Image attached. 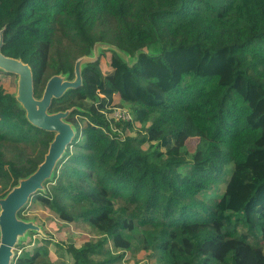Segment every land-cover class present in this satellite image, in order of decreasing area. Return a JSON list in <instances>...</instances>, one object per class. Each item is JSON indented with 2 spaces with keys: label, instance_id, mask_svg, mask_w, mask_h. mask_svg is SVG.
Returning a JSON list of instances; mask_svg holds the SVG:
<instances>
[{
  "label": "trees",
  "instance_id": "obj_1",
  "mask_svg": "<svg viewBox=\"0 0 264 264\" xmlns=\"http://www.w3.org/2000/svg\"><path fill=\"white\" fill-rule=\"evenodd\" d=\"M0 35L2 53L32 68L37 98L97 45L110 68L85 63L82 85L53 100L76 135L18 213L35 221L23 212L40 204L88 232L55 242L59 263L52 236L28 247L30 232L12 264H120L127 252L264 264V0H0ZM53 138L0 85V198Z\"/></svg>",
  "mask_w": 264,
  "mask_h": 264
},
{
  "label": "water",
  "instance_id": "obj_2",
  "mask_svg": "<svg viewBox=\"0 0 264 264\" xmlns=\"http://www.w3.org/2000/svg\"><path fill=\"white\" fill-rule=\"evenodd\" d=\"M2 46L3 36L0 35V69L17 75L18 89L15 97L26 111L27 119L34 126L54 133L43 162L31 175L21 179L5 197L0 198V264H12L20 241L26 239L30 232L42 233V228L35 221H24L18 217V213L38 191L44 190L45 182L52 179L76 135L73 125L66 121L72 110L50 113L49 109L54 99H60L69 89L82 85L83 65L96 61L100 52L97 45L92 56H85L76 61L74 79L68 80L62 74L52 76L47 81L41 98H37L30 65L4 55Z\"/></svg>",
  "mask_w": 264,
  "mask_h": 264
},
{
  "label": "rangeland",
  "instance_id": "obj_3",
  "mask_svg": "<svg viewBox=\"0 0 264 264\" xmlns=\"http://www.w3.org/2000/svg\"><path fill=\"white\" fill-rule=\"evenodd\" d=\"M105 49V47H103ZM101 56L98 57L100 59ZM96 59V61H98ZM101 70L104 72V74L108 73L110 68L107 64V57L101 58L99 61ZM0 85H3L8 91L16 94L17 89H18V77L17 75H9V74H4L0 72ZM117 103V99H116ZM76 120H79V116H75ZM75 132L76 129L74 128ZM132 136H136V134H132ZM188 149L190 152H194V143L191 142L188 145ZM9 153V152H6ZM9 158H12L13 154H8L7 155ZM23 214L27 217L34 218L35 217V222L42 228L41 232H37L36 234H32L30 237V240L27 241L24 245H28V247H31L33 243L37 242H43L44 237H49L52 236L53 239L51 238H46L47 240H51L52 242L46 243V246L48 250L50 251V256L51 260L54 261L55 263L60 262V255L56 252L57 247L55 246V242L59 241L62 244H69V243H74L81 245L82 240L85 237V235L88 232L87 225L85 224H68L65 223L58 218L52 212L44 209L40 204H35L31 203L29 204ZM58 230H61L60 232ZM29 237V236H28ZM24 241V242H25ZM32 241V242H31ZM29 243H32L30 245ZM65 247V245H63ZM22 249L20 246L16 247L15 254L20 255L22 252ZM64 253V258L68 257L66 254L65 249H63ZM148 256L145 254H141L140 252L132 253V252H127L120 264H145L146 261H151L153 264H159L158 260L155 258L153 259H148Z\"/></svg>",
  "mask_w": 264,
  "mask_h": 264
},
{
  "label": "built area",
  "instance_id": "obj_4",
  "mask_svg": "<svg viewBox=\"0 0 264 264\" xmlns=\"http://www.w3.org/2000/svg\"><path fill=\"white\" fill-rule=\"evenodd\" d=\"M114 114L116 117H120L121 119H124V120H130L131 119V114L127 111V110H124V109H116L114 111ZM145 264H153L151 262H146Z\"/></svg>",
  "mask_w": 264,
  "mask_h": 264
}]
</instances>
